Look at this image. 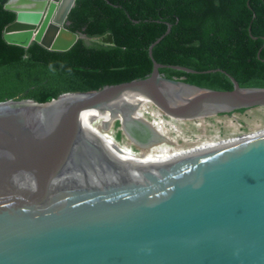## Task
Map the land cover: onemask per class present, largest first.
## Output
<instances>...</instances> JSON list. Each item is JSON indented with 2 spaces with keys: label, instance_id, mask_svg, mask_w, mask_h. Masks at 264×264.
Instances as JSON below:
<instances>
[{
  "label": "water",
  "instance_id": "95a60500",
  "mask_svg": "<svg viewBox=\"0 0 264 264\" xmlns=\"http://www.w3.org/2000/svg\"><path fill=\"white\" fill-rule=\"evenodd\" d=\"M75 1L1 0L15 13L3 39L69 49ZM169 31L143 78L0 102V264H264V130L193 137L133 116L142 98L180 120L264 106V87L164 76L198 72L153 58Z\"/></svg>",
  "mask_w": 264,
  "mask_h": 264
},
{
  "label": "trees",
  "instance_id": "16d2710c",
  "mask_svg": "<svg viewBox=\"0 0 264 264\" xmlns=\"http://www.w3.org/2000/svg\"><path fill=\"white\" fill-rule=\"evenodd\" d=\"M14 19L0 0V102L43 103L65 92L143 78L152 69L148 46L167 24L170 31L152 48L153 58L198 72L160 68L164 76L230 90L229 74L242 87H264V0H76L67 28L88 40L65 51L7 43L3 29ZM106 34L111 44L89 40Z\"/></svg>",
  "mask_w": 264,
  "mask_h": 264
},
{
  "label": "rangeland",
  "instance_id": "374dc122",
  "mask_svg": "<svg viewBox=\"0 0 264 264\" xmlns=\"http://www.w3.org/2000/svg\"><path fill=\"white\" fill-rule=\"evenodd\" d=\"M139 112L144 119L159 121L179 133L193 137L235 136L264 130V106L251 107L229 114L179 120L165 115L148 100L145 103V108L140 109Z\"/></svg>",
  "mask_w": 264,
  "mask_h": 264
},
{
  "label": "bare ground",
  "instance_id": "6f19581e",
  "mask_svg": "<svg viewBox=\"0 0 264 264\" xmlns=\"http://www.w3.org/2000/svg\"><path fill=\"white\" fill-rule=\"evenodd\" d=\"M15 0H11V5H14L15 4V2H14ZM22 24H25V22H21ZM24 30H26L25 28H24ZM19 31H23V30H19ZM18 31V32H19ZM15 33H17V31H15V30H11V31H8L7 32V34H9V36H11V37H13V38H16V39H18V37H20L21 35H22V33H18V34H16L15 35ZM30 36H31V38H33L34 36H35V33L33 32V33H31L30 34ZM59 39L60 40H58L55 44H56V46H59V45H61V44H64L65 42H68L69 40H70V36L68 35V34H66V33H61V34H59ZM146 101H148V99H145V98H142L141 100H140V106H139V108L133 113V116H136L137 118H143L142 117V115H140V112H139V110L140 109H142V108H145V103H146ZM144 119V118H143ZM151 120V119H150ZM180 120V119H179ZM156 121V120H155ZM159 122V121H158ZM160 123V122H159ZM162 124V123H161ZM263 131V130H262ZM259 132H261V131H258V132H255V133H259Z\"/></svg>",
  "mask_w": 264,
  "mask_h": 264
},
{
  "label": "flooded vegetation",
  "instance_id": "af4514ba",
  "mask_svg": "<svg viewBox=\"0 0 264 264\" xmlns=\"http://www.w3.org/2000/svg\"><path fill=\"white\" fill-rule=\"evenodd\" d=\"M67 24H68V21H67V18H66V22H65V24H64V27L66 28V29H68L67 28ZM69 30V29H68ZM70 32H72V33H75L76 35H77V39H76V41L78 40V39H80V38H82V39H84V40H88V38L83 34V33H81V32H73V31H71V30H69ZM102 37L103 36H101V37H93V38H90L89 40H91V41H96V42H100V43H104L101 39H102ZM75 41V42H76ZM106 44V43H105Z\"/></svg>",
  "mask_w": 264,
  "mask_h": 264
},
{
  "label": "built area",
  "instance_id": "2783aa9c",
  "mask_svg": "<svg viewBox=\"0 0 264 264\" xmlns=\"http://www.w3.org/2000/svg\"><path fill=\"white\" fill-rule=\"evenodd\" d=\"M150 117H152V116H150ZM153 118V117H152Z\"/></svg>",
  "mask_w": 264,
  "mask_h": 264
}]
</instances>
